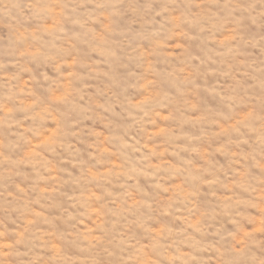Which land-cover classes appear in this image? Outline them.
Listing matches in <instances>:
<instances>
[{
    "label": "clouds",
    "instance_id": "obj_1",
    "mask_svg": "<svg viewBox=\"0 0 264 264\" xmlns=\"http://www.w3.org/2000/svg\"><path fill=\"white\" fill-rule=\"evenodd\" d=\"M0 264H264V0H0Z\"/></svg>",
    "mask_w": 264,
    "mask_h": 264
}]
</instances>
